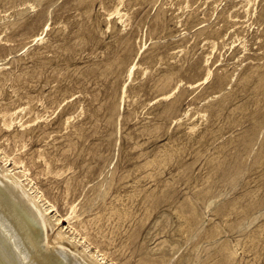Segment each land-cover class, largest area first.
<instances>
[{"label": "rangeland", "instance_id": "374dc122", "mask_svg": "<svg viewBox=\"0 0 264 264\" xmlns=\"http://www.w3.org/2000/svg\"><path fill=\"white\" fill-rule=\"evenodd\" d=\"M0 67V162L102 264H264V0H0Z\"/></svg>", "mask_w": 264, "mask_h": 264}, {"label": "bare ground", "instance_id": "6f19581e", "mask_svg": "<svg viewBox=\"0 0 264 264\" xmlns=\"http://www.w3.org/2000/svg\"><path fill=\"white\" fill-rule=\"evenodd\" d=\"M117 13H119L118 10ZM230 16L232 18V15ZM41 35L35 36L34 39L43 37ZM136 65L137 62L131 64L129 68L131 74ZM130 73L129 75H131ZM208 75L209 72L204 78H207ZM8 113L11 117L14 112ZM4 115L5 113L1 119H4ZM12 119L14 118L11 117ZM1 121L3 122V120ZM13 161V163L17 162ZM14 168L8 166L5 161L0 162V264H102L103 257H98V252L96 254L91 252L87 245L79 244L75 236L70 235L63 224L60 225V218L55 217L53 213L55 205H52L51 202L47 204L48 200L43 201L34 190L37 187L33 188L24 183L22 176L25 174L23 172H21L23 174L16 173ZM22 168L24 169V167ZM74 210L71 209L72 212L65 214L68 223H71V218H76L73 214ZM71 214L74 216L72 217ZM77 218L76 220H79ZM82 225L85 227L84 224ZM55 226L56 229L52 230ZM48 227L51 231H48ZM84 229L86 230V228Z\"/></svg>", "mask_w": 264, "mask_h": 264}]
</instances>
